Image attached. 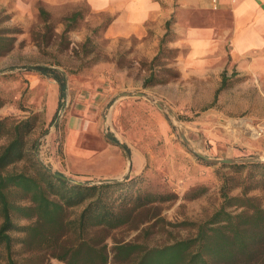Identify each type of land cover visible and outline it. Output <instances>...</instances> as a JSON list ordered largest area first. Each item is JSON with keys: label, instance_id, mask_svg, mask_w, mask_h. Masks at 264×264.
<instances>
[{"label": "rangeland", "instance_id": "1", "mask_svg": "<svg viewBox=\"0 0 264 264\" xmlns=\"http://www.w3.org/2000/svg\"><path fill=\"white\" fill-rule=\"evenodd\" d=\"M34 4L31 10L25 7L27 12L0 9V34L13 39L12 49L0 55V97L5 103L0 120L9 124L34 117V129L27 137L28 157L63 179L98 184L137 177L135 186L142 192L168 196L167 202L137 212L129 226L112 231L109 246L113 241L159 244L168 235L158 226L142 237L143 229L156 219L200 221L221 205V177L229 170L193 153L177 128L205 158L264 162L263 82L237 81L212 106L215 80L174 79L178 71L166 42L158 54L160 42L154 45L152 34L113 40L104 33L109 16L90 12L82 0ZM152 52L156 54L151 59ZM39 68L53 73L41 74ZM151 71L156 79L169 82L144 88V77ZM54 75L63 78V93ZM88 81L93 82L94 94L84 87ZM136 94L162 102L176 120ZM68 122L79 127L74 153H68L70 146L65 145ZM6 143L0 139V151ZM80 152L86 157L78 158ZM32 162L10 168L32 173ZM200 188L205 193L192 199ZM250 196L264 206V191L255 190ZM13 250L17 264H63L23 254L19 246Z\"/></svg>", "mask_w": 264, "mask_h": 264}, {"label": "trees", "instance_id": "2", "mask_svg": "<svg viewBox=\"0 0 264 264\" xmlns=\"http://www.w3.org/2000/svg\"><path fill=\"white\" fill-rule=\"evenodd\" d=\"M43 13L40 9V16ZM166 37L167 33L160 41L158 54L163 51ZM12 46L13 39L0 34V55ZM170 52L174 60L177 52ZM38 71L53 73L47 68ZM54 78L63 93V78ZM173 78L178 79L179 73ZM225 81L222 79L216 90L212 106L219 91L233 84L226 85ZM168 82L156 79L151 71L142 85L149 88ZM4 104L0 97V109ZM33 129L34 117L9 124L0 120V139H7L0 151V264H17L15 246L23 254L63 264H264V206L250 196L255 190L264 191V162L219 165V169L229 170L221 177L222 203L207 218L177 223L158 218L143 229L142 237L147 238L158 226L168 235L159 244L113 241L109 246L112 231L129 226L137 212L167 202L168 196L142 192L135 186L137 177L127 182L83 184L52 174L28 157L27 137ZM23 161L32 162V173L11 170ZM234 189L239 193L230 195ZM204 193L205 188H200L191 197ZM169 229L186 234L175 235ZM15 234L20 236L15 238Z\"/></svg>", "mask_w": 264, "mask_h": 264}, {"label": "crops", "instance_id": "3", "mask_svg": "<svg viewBox=\"0 0 264 264\" xmlns=\"http://www.w3.org/2000/svg\"><path fill=\"white\" fill-rule=\"evenodd\" d=\"M36 1L0 0V9H30ZM82 1L90 12L109 16L104 33L113 40L143 39L152 34L157 46L167 33L166 44L177 52L172 66L180 83L213 79L214 95L222 79L232 86L243 79L264 83V0ZM155 54L152 52L151 59ZM84 87L95 93L92 81ZM226 90L219 91L217 99ZM68 124L65 145L70 146L68 153H74L79 127ZM78 155L86 157L82 152Z\"/></svg>", "mask_w": 264, "mask_h": 264}, {"label": "water", "instance_id": "4", "mask_svg": "<svg viewBox=\"0 0 264 264\" xmlns=\"http://www.w3.org/2000/svg\"><path fill=\"white\" fill-rule=\"evenodd\" d=\"M127 96H133V95H127ZM134 96H139V97H144V98H147L151 101V103L156 107L158 108L161 112L163 113H167L169 116H171L172 118L175 119L174 117V114L172 113V111L167 107L165 106L162 102L158 101V100H151V98H148L147 95H142V94H136ZM178 129V132L180 134V137L183 141V143L193 152L195 153L197 156L203 158L204 160L208 161V162H211V163H218V164H235V163H250V162H260L261 160L260 159H241V160H227V159H218V160H214V159H208V158H205L201 155H199L198 153H196L188 144L187 140L185 139L184 137V134L182 133L181 129L180 128H177ZM66 180V179H65ZM109 182V181H107ZM111 182V181H110ZM101 183H105V182H101ZM101 183H98V184H101ZM95 184V183H94Z\"/></svg>", "mask_w": 264, "mask_h": 264}]
</instances>
